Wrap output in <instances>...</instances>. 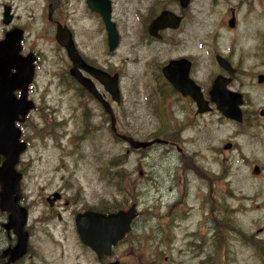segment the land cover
<instances>
[{
    "label": "rangeland",
    "instance_id": "obj_1",
    "mask_svg": "<svg viewBox=\"0 0 264 264\" xmlns=\"http://www.w3.org/2000/svg\"><path fill=\"white\" fill-rule=\"evenodd\" d=\"M1 1L6 0H0V39L8 28L1 22ZM207 1L210 3L197 0L193 4L190 48L184 50L183 43L177 45L178 51H190L194 63L198 61L194 73L203 81L205 71L213 76L217 65L212 56L207 57L197 47V40H204L212 53L224 48L229 39L224 37L220 44L219 36L213 35L220 30L219 10ZM84 2L12 1L18 14L14 23L26 25L28 30L23 50L38 57L28 91L35 109L21 122L29 145L16 166L23 173L20 188L25 202L21 199L20 203L27 209L26 225L33 232L32 255L21 264H65L63 258L69 254L73 259L64 258L68 264H99L79 239L75 214L86 209L130 208L133 203L139 215L125 242L114 247V257L123 264H200L201 257L220 259L203 264H264L255 250L262 246L259 240L252 245L241 241L237 233L222 238L213 237L205 229L197 235L195 229L201 217L198 211L211 214L212 207L214 216L230 214L234 224L239 220L245 232L251 231L253 241L264 237V231H256L264 224V172L252 173L253 166L264 161V131L252 137L250 119L242 126L234 125L215 111L203 116L189 111L185 121L186 104L177 100L157 73L159 63L175 56L168 51L170 45L140 39L139 17L135 18L136 10L131 8H142L146 3L112 0L119 41L109 51L103 22L88 11ZM56 19L74 34L82 57L119 73L123 98L119 104H111L118 131L139 140H150L166 131L167 138L176 142L181 152L159 143L132 151L113 135L102 107L91 101L84 104L79 97L68 73L70 61L54 39ZM253 43L250 40L241 44L244 51L234 56L240 65L235 87L242 84L251 103L257 104V98L258 105L264 106V96L251 86L248 74L261 60L251 54ZM244 107L249 108L247 104ZM160 115H164L168 126L161 123ZM242 129L245 133H239ZM226 142L235 143V147L225 149ZM53 192L62 194V199L50 207L46 197ZM204 197L207 203L200 210ZM3 213L1 220H5ZM201 236L203 251L195 256L194 244H199ZM57 251L63 258L47 260L46 253Z\"/></svg>",
    "mask_w": 264,
    "mask_h": 264
},
{
    "label": "flooded vegetation",
    "instance_id": "obj_2",
    "mask_svg": "<svg viewBox=\"0 0 264 264\" xmlns=\"http://www.w3.org/2000/svg\"><path fill=\"white\" fill-rule=\"evenodd\" d=\"M12 1L13 0H6V2L1 1V7H2L1 22L3 23L2 21L4 18L3 11L6 6L9 7V15L11 16L10 22L8 24L3 23L5 26L8 27L6 30H4L3 37L5 36V33L8 30L14 27H18L23 30V39L21 41V43H23L24 39L26 38L27 27L26 25H23V24L14 23L16 18H18L17 16L18 14L16 12V8L14 7ZM83 1H85L84 5L86 6L89 12L93 14H97V16L100 17V15L97 12L92 11L87 7L86 0H83ZM141 1H144L146 3V5H144L146 7L145 9H143L144 6L142 8H137V9L134 7L131 8V9L136 10V13H134L135 18L139 17V25L141 26L140 39H143L149 42L151 40H155L157 42L168 43L170 45L171 49H169L168 51L169 53H173L175 56L168 57L164 62L159 63L157 65V71H158L157 73L159 77L161 78L162 83L166 87L171 89L175 97L178 98L177 100H179L180 103L186 104V107L184 109L185 110L184 117H183L184 120L186 121L188 119L187 114L189 113V111H191L194 116H203V115H206L208 113H212L215 111L218 113L219 117H222L224 120H226L227 122H231L234 125L242 126V124L244 123L246 124V120L250 119L249 121L250 128L254 130V132L251 133L252 137H257L260 131H264V106L258 105L259 101L257 98H255L257 101V104L251 103V96L247 92V90L243 88L244 86L242 84H239V87H235L238 81V76L240 74V65H239V62H236L234 60V56L244 51V47L241 46V44L244 45L246 42L250 40L254 42L252 44L251 54L254 57H259L261 60L258 63L254 64L253 69L249 71L248 74L250 77L251 86L254 87L256 90H258L260 94L264 96V0H210V3L207 1L210 5L218 7V10H219L218 28L220 30L215 31L213 35L219 36L220 44L224 37L227 36L229 37V39L227 41V45L224 48H218L217 51H214L212 53H210L208 49V45L204 40L203 41L201 39L197 40V47L202 49L204 52V55H206L207 57L212 56L217 65V72L215 73V75L209 76L207 72L205 71V76H207L205 81L199 80L198 77L194 73V69L196 65L198 64V61L194 63L195 60L193 59L192 53L190 51L189 52L178 51L177 49L178 43H183L181 45V49L187 50L188 48H190L191 37H192V23H193L192 9H193L194 2L195 1L197 2V0H141ZM110 6H111V12H110L111 20L114 22L115 27L117 29L116 22L113 20V16H112V9H113L112 0H110ZM139 12H140V15H139ZM161 14H166L167 17L169 18V19L167 18V25L162 28L160 27L156 29V31L152 33V29L150 28V25ZM48 20L50 21L52 20L50 12L48 13ZM54 24H55V29H56L57 24H61L63 26L65 25L64 23L60 22L57 19L54 21ZM71 34L73 38L74 34L72 32ZM54 39H55V32H54ZM73 41H74V38H73ZM60 47L61 49L65 51V49L62 46ZM75 47H76V44H75ZM162 51L164 54L167 53L164 50ZM21 53L23 55L26 54L25 50H23V46H22ZM78 53L80 54L79 51ZM66 56H67V53H66ZM37 58L38 57L36 56V60ZM82 58L87 64L100 68L94 62L84 57ZM179 59H183L185 60L186 63H188V66H189L188 74H187L188 78L199 88V91L202 95L203 102L205 103L207 107L206 110L199 111L197 102L189 94L184 95L182 92L177 90L172 85V83L165 77L163 73V68L169 62L176 61ZM201 59L204 60V58H201ZM69 69H68V73H69ZM100 69L110 74L118 73V72H109L103 68H100ZM80 71L82 72L83 75L88 76L92 80L95 88L102 96V99L110 105L111 111L114 114L115 130L113 129V126H112L111 115L109 112L105 111L104 104L99 99H97V97H95L92 93H90L85 87H83L76 79L72 77L73 80L75 81V85H76V89L78 91L79 97H82L84 99V104H86V102L91 101L94 104H98L99 106L102 107L103 111L109 118V127L113 135L117 139L124 141L132 151H138L140 149H145L154 144L159 143V144H164L165 146H168L170 149L175 147L177 148L178 151L181 152L182 148L177 147L176 142L172 143L171 140L167 138L166 131H163V133L159 137L157 136L155 138H151L150 140L159 139L160 141L154 142L152 145L148 147H139V148L131 147L129 143L126 140L120 138L119 135L123 134L135 140H139V139H137L135 136L130 135L128 132L123 133V132L118 131V127H117L118 122H117L116 114L111 106L112 102L115 104H119L123 98L121 87H120L121 83H119L120 99L119 101H114L111 95L104 89V86L96 78L90 76V74H88L83 69H80ZM118 78L120 79L119 73H118ZM215 78H219L221 81L224 82L225 91L230 93V96L233 98L234 102H230V106L234 107L233 117L225 115L224 112H222L217 107V104L211 100L209 91L211 90L213 86ZM246 104L247 106H249V108L244 107ZM160 116H161L160 117L161 123L166 124V126H168L169 125L168 121L166 122V119L163 118L164 115H160ZM23 121H20L17 125L18 127L22 129L21 140L27 143V148H28L29 142H28L27 137L25 136L26 128L21 123ZM217 123H218L217 127H220L221 123L218 120H217ZM239 133H245V132L242 129V131ZM234 147H235V143H232V142H226V144H224L225 149H233ZM130 149H126V151L129 152ZM261 163L262 164H255L253 166L252 168L253 174L260 175L261 173L264 172V161ZM21 174L23 177V173ZM53 193L58 194L59 192H53ZM52 195L46 197V200L48 201L50 207H53L54 205L57 204V202L60 201V199H62V194L60 193L57 195L56 198H54ZM21 199L20 200L22 202L23 201L25 202L24 198L21 197ZM204 203H207L205 197L203 198L202 204L200 200V207H199L200 210L203 207ZM64 204L65 205L68 204V201H65ZM20 205L22 204L20 203ZM118 209H126V207H122ZM110 211H113V210H110ZM210 211H211V214H207V211L206 212L198 211L201 213V217L195 227L197 235H202V230L205 229L206 231H211V235L213 234V237L214 236L217 237L221 235L220 237L223 238L227 236V234L230 232L237 233L240 236L241 241H243L244 243L250 242L252 245L257 244L256 242H258L259 240V242L262 243V246L255 247V250L260 255L259 260L261 261L263 259L264 261V237H258L257 240L253 241L251 239V236H249L251 234V231L245 232L244 228L241 227V223L239 220H237L235 224L232 223L231 221V219H233L232 215L223 214V213H220L219 215L215 213L217 216H214L213 215L214 211L212 210V207ZM0 212L1 213L4 212L3 214L5 218V220L0 219V264H21V262H23L26 258L32 255L31 240H32L33 232L31 231L29 226L25 224L24 230L26 232V244H25L24 251L21 253V255L20 253H14L13 249L18 243L19 237L17 236L15 229L13 227L6 226L8 222V212L1 211V210ZM138 215H139V211H138ZM6 216H7V220H6ZM228 219L230 220V222H225V220H228ZM161 227H162V224H161ZM223 227H227L225 228L224 232H222ZM256 231L257 233L264 231V224L263 226L257 227ZM76 232H77V229H76ZM201 237H199L200 239L199 244L198 243L194 244V246L197 245L196 247L197 250H195L196 251L195 256H198L203 251L204 239L203 237L201 239ZM122 242H125V239ZM86 248H88L93 253V255L96 256L97 260H99L98 261L99 264H108V262H111L114 260L118 261V263L120 264H123V262L120 261V259L118 260L116 257H114L115 256L114 247L109 255H103L101 258H99L97 254L92 249H90L88 246H86ZM40 259L44 262V253L40 254ZM202 259L203 257H201V259L198 261L200 264H203L204 262L208 263V261L209 262H219L220 261V259H217V258L209 259L206 257L204 258L206 260H202ZM222 262H224V259H222Z\"/></svg>",
    "mask_w": 264,
    "mask_h": 264
},
{
    "label": "water",
    "instance_id": "obj_3",
    "mask_svg": "<svg viewBox=\"0 0 264 264\" xmlns=\"http://www.w3.org/2000/svg\"><path fill=\"white\" fill-rule=\"evenodd\" d=\"M86 4L90 10L100 15L106 31L108 49L114 50L118 45L119 38L115 24L111 20L110 0H86ZM3 16V23L8 24L11 19L8 6L5 7ZM167 18L166 14L158 16L150 25L152 33L156 29L166 26ZM22 38L23 30L14 27L0 39V210L8 212L6 226L13 227L19 237V241L14 247V249L17 247V250L13 249V251L20 253V255L26 244L24 226L27 210L19 203L22 197L21 173L16 170V164L20 154L26 149V143L20 140L21 130L15 125V122L22 121L35 106L33 101L27 98L28 87L34 75L35 57L32 53L26 55L20 53ZM55 41L67 53L71 63L69 74L104 104L105 111L111 115L112 126L115 130V119L110 105L102 99L92 80L83 75L80 69L96 78L114 101H119L117 74L110 75L106 71L87 64L78 53L71 31L67 26L57 24ZM188 69V63L179 59L169 62L163 68V73L177 90L184 95L189 94L197 102L199 111L206 110L207 107L203 102L199 88L188 78ZM15 91H19V94L16 95ZM209 93L211 100L217 104V107L225 115L233 117L234 107L230 106V102L234 101L230 93L225 91L224 82L215 78ZM119 137L126 140L133 148L148 147L154 142L160 141L159 139L140 141L123 134H120ZM57 195L54 193L53 197L56 198ZM135 216L136 208L133 205L127 210L121 209L109 213L86 210L76 214L75 225L80 241L101 258L103 255H108L112 246L130 230V223ZM108 264L119 263L113 261Z\"/></svg>",
    "mask_w": 264,
    "mask_h": 264
},
{
    "label": "bare ground",
    "instance_id": "obj_4",
    "mask_svg": "<svg viewBox=\"0 0 264 264\" xmlns=\"http://www.w3.org/2000/svg\"><path fill=\"white\" fill-rule=\"evenodd\" d=\"M57 256H61L62 257V252L61 251H57L55 254H52V253H46V258H47V260H49V261H51L54 257H57ZM65 257H67L68 258V260H71V259H73V255H67V256H65ZM64 257V258H65ZM63 258V257H62ZM64 258H63V261L65 262V264H68L67 263V261L68 260H64Z\"/></svg>",
    "mask_w": 264,
    "mask_h": 264
}]
</instances>
